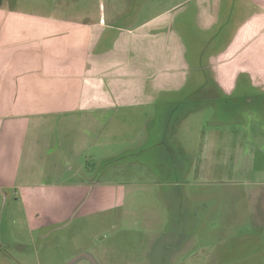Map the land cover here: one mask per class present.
I'll return each mask as SVG.
<instances>
[{"label": "crops", "instance_id": "obj_1", "mask_svg": "<svg viewBox=\"0 0 264 264\" xmlns=\"http://www.w3.org/2000/svg\"><path fill=\"white\" fill-rule=\"evenodd\" d=\"M146 1L133 9L128 2L112 6L109 18L104 6L94 18L74 15L77 9L69 14L54 0L3 2L0 204L11 202L1 199L8 190L57 185L58 161H74L82 172L78 161L112 145L113 125L129 111L154 112L144 125L155 124L158 143L168 144L171 155L182 110L190 119L215 96L264 109V0H170L165 7L163 0ZM145 4L153 14L133 22ZM216 132H202L201 153L223 140ZM50 172L52 181L35 180Z\"/></svg>", "mask_w": 264, "mask_h": 264}, {"label": "rangeland", "instance_id": "obj_2", "mask_svg": "<svg viewBox=\"0 0 264 264\" xmlns=\"http://www.w3.org/2000/svg\"><path fill=\"white\" fill-rule=\"evenodd\" d=\"M141 1L54 3L61 2L69 14L77 9L74 15L84 11L94 18L106 7L109 18L112 6L128 2L133 9ZM170 3L163 0V7ZM146 5L133 22L153 14ZM217 97L199 111L189 109L190 119L182 117L183 110L177 115L176 136L170 135L176 154L158 143L154 123L144 125L154 112L133 110L113 125L112 145L78 161L82 172L74 161H58L63 165L57 185L2 194V201L6 195L12 200L0 204V259L4 264H264V109L239 97L226 103ZM236 126L239 133H230ZM213 129L223 140L201 153L207 148L202 132ZM90 153L96 156L85 159ZM47 160L52 166L53 157ZM70 164L74 168L67 171ZM51 172L35 180L52 181Z\"/></svg>", "mask_w": 264, "mask_h": 264}, {"label": "trees", "instance_id": "obj_3", "mask_svg": "<svg viewBox=\"0 0 264 264\" xmlns=\"http://www.w3.org/2000/svg\"><path fill=\"white\" fill-rule=\"evenodd\" d=\"M3 2H4V0H0V7L2 6Z\"/></svg>", "mask_w": 264, "mask_h": 264}]
</instances>
